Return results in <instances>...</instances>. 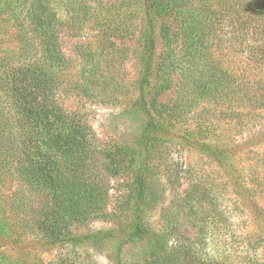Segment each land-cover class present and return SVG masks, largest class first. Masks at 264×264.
<instances>
[{
  "label": "trees",
  "instance_id": "1",
  "mask_svg": "<svg viewBox=\"0 0 264 264\" xmlns=\"http://www.w3.org/2000/svg\"><path fill=\"white\" fill-rule=\"evenodd\" d=\"M142 3L139 96L131 109L141 120L140 132L132 144L102 149L84 115L68 110L62 101L71 66L62 38L68 31V15L71 26L78 21L72 27L91 23L107 40L129 33L127 22L118 20V7L102 0H0V264H98L80 250L104 244L114 246V264H235L222 253L206 250L222 218L218 206L205 204L204 196H198L200 212L209 219L196 217V234L187 238L177 234L179 227L169 218L162 231L152 229L140 203L152 193L156 148L178 138L215 161L236 188L253 181L236 158L233 140L264 110V75L244 78L214 57L212 48L222 40L224 27L232 26L233 38L254 40L249 57L263 66L264 0ZM177 82L183 92L177 99L159 98ZM198 99L217 109L212 127L199 124L203 135L210 132L216 137L210 141L193 140L192 130L177 126ZM222 124H227L225 135ZM261 159L256 164L264 165ZM126 162L135 167L131 191L136 196L128 231L122 237L116 230L77 232V222L99 216L104 209L100 170L104 167L116 175ZM12 179L28 187L36 199L18 192L8 196L4 188ZM259 187L247 190L255 193ZM255 207L258 226L252 233L262 245L264 205ZM30 234L46 246L58 247L50 262L32 249L17 254L4 249Z\"/></svg>",
  "mask_w": 264,
  "mask_h": 264
},
{
  "label": "rangeland",
  "instance_id": "2",
  "mask_svg": "<svg viewBox=\"0 0 264 264\" xmlns=\"http://www.w3.org/2000/svg\"><path fill=\"white\" fill-rule=\"evenodd\" d=\"M102 1L108 6L118 7V20L127 22L129 33L110 35L107 40L103 31L91 23L85 24L84 28L72 27L77 26L78 21L71 26L73 19L68 15V31L62 41L71 66L61 97L68 110L79 111L84 115L97 136L98 145L103 149L132 144L140 132L141 120L134 116L131 109L139 96L143 3L142 0ZM224 29L222 40L217 41L212 48L214 57L221 59L225 67L244 78L252 77L255 73L264 75V65L259 66L260 63L255 61L257 59L249 57V45L254 40L245 37L235 39L231 32L236 30L232 26ZM2 45L0 39V47ZM181 91L182 87L177 82L159 98L174 100ZM189 108L177 126L182 130H192L193 140L200 138L210 141L215 136L210 132H204L203 135L199 131V124L207 122L212 127L211 123L217 119V109L208 101L199 99ZM222 125L225 135L227 124ZM182 130L179 132L184 133ZM180 141L178 138L174 142H160L152 155L151 162L155 169L152 193L140 203V207L145 209L144 219L152 229L162 231L169 218L179 227L177 234L186 238L193 236L197 229L194 226L196 217L209 219L200 212L198 196H204L205 204L218 206L222 218L217 223L218 230L211 232L206 250L215 255L222 253L232 258L235 264H264V242L260 245L258 237L252 233L258 226L255 203L264 205V165L256 164L262 160L261 157L264 158V110L250 127L233 140L237 149L236 158L241 165L246 166L248 177L253 178L246 188L233 186L231 177L215 161L200 149ZM255 165H258L257 168ZM99 175L102 178L101 190L105 194L104 209L99 216H87L85 220L77 222L75 230L80 233L116 230L122 237L136 212V196L131 191L135 167L126 162L116 175L108 173L103 167ZM258 185L260 187L255 189V193L247 190ZM4 191L8 196L18 192L28 199L37 197L18 179L10 180ZM189 192H193L192 197L187 196ZM4 249L13 254L32 249L33 253L42 255L46 262H50L58 252L57 246L44 245L35 234ZM80 251L85 258L98 264H114L115 248L110 244L88 246ZM129 253L130 250H127Z\"/></svg>",
  "mask_w": 264,
  "mask_h": 264
}]
</instances>
